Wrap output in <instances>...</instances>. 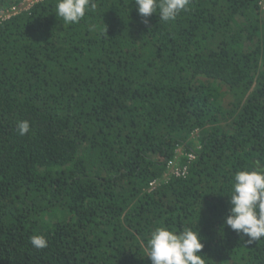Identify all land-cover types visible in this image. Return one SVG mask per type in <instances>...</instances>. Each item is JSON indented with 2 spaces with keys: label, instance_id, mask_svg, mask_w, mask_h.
<instances>
[{
  "label": "trees",
  "instance_id": "1",
  "mask_svg": "<svg viewBox=\"0 0 264 264\" xmlns=\"http://www.w3.org/2000/svg\"><path fill=\"white\" fill-rule=\"evenodd\" d=\"M93 2L78 23L56 0L0 18V264H151L160 226L200 230L206 264H264V238L224 223L234 175L264 170L259 0L147 23L135 0ZM172 160L187 174L165 180Z\"/></svg>",
  "mask_w": 264,
  "mask_h": 264
},
{
  "label": "clouds",
  "instance_id": "2",
  "mask_svg": "<svg viewBox=\"0 0 264 264\" xmlns=\"http://www.w3.org/2000/svg\"><path fill=\"white\" fill-rule=\"evenodd\" d=\"M190 0H135L138 14L147 18L159 11V20L168 22L185 10ZM93 0H56L55 15L64 23H78L95 8ZM21 136L30 132L27 120L17 123ZM225 225L249 244L264 238V170H241L234 175ZM204 238L199 231L184 228L177 231L168 227L155 228L147 241V257L151 264H206ZM30 243L37 249L47 247L46 237L34 234Z\"/></svg>",
  "mask_w": 264,
  "mask_h": 264
},
{
  "label": "built area",
  "instance_id": "3",
  "mask_svg": "<svg viewBox=\"0 0 264 264\" xmlns=\"http://www.w3.org/2000/svg\"><path fill=\"white\" fill-rule=\"evenodd\" d=\"M44 0H16L15 4L6 10L0 11V18H9L11 16L17 15L23 11L31 9L36 4L42 2ZM259 5L261 7V11L264 12V0H259ZM179 154H182L180 150H178ZM184 153V152H183ZM185 154V153H184ZM188 159L191 161L195 158L193 153H187ZM181 164L177 160H172L167 165V172L165 174V180L170 179L172 174L175 176H185L187 174L188 166H180ZM157 186V181H153L150 184L149 190L154 189Z\"/></svg>",
  "mask_w": 264,
  "mask_h": 264
}]
</instances>
